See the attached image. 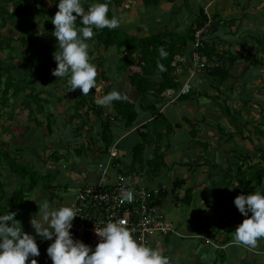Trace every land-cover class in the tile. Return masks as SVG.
<instances>
[{
  "label": "crops",
  "instance_id": "obj_1",
  "mask_svg": "<svg viewBox=\"0 0 264 264\" xmlns=\"http://www.w3.org/2000/svg\"><path fill=\"white\" fill-rule=\"evenodd\" d=\"M9 1L13 7L17 0ZM129 1L132 0H126L124 4H128ZM177 1L165 2L171 5ZM24 3L27 4L25 0ZM1 6L5 7L4 4H0V11L2 10ZM40 7L56 9L51 0H47L43 4L39 1L36 5L31 6L32 9L26 17L9 18L14 8L7 14V18L12 23L8 33L19 30V32L28 34L32 46H23L18 40L17 33L16 36L10 38L6 33L3 34L4 36L0 34L5 42L7 38L11 39L9 45L14 46V49L6 48L4 42L0 46V51L10 50L12 54L15 51H27L20 57L16 56V64L4 63L0 59V67L5 69L3 63L7 64L8 69L13 67L12 72L21 74L15 76V79L22 78L27 70H32L30 73L34 80L33 84L36 83L33 94L43 97L42 102L44 103H41V110L34 109L32 96L29 97L30 90L14 95L10 91L9 104L0 106V213L9 211L10 202L16 190L21 186L29 187V184L24 180L28 175L23 178L15 174L12 165L25 167L31 170L35 176L46 177L47 180L43 179L40 188L35 186L37 183L33 185L34 181L32 182L31 188H36L35 196L31 197L28 202L26 195L24 196L23 204L16 210L15 218L21 221L25 231L36 235L40 247V255L36 257L39 264H53L47 253L49 244L40 243L41 237L35 232L30 221L34 215L37 217L40 215L37 202L43 198H48L55 207L73 204L74 197L80 189L98 182L102 166L108 158L102 148L103 142L100 133L102 121L105 116L114 117L115 111L112 108V103L101 105L96 103L97 98L115 89L119 90L122 96H127L135 102L137 119L132 127L126 128L120 118L111 119L113 138L111 145L118 144V161L122 169L126 171L129 170L132 162L133 148L141 143L142 134L146 132L144 126L152 122V114L139 101V95L129 83L127 73L118 69L119 54L114 47L108 50L102 47L109 54H106L105 60L102 58L100 61L98 76H100L101 85L96 86V89L95 87L90 89L87 95H84L79 87L70 90L71 84L68 76L61 78L54 76L52 70L58 64L54 58V53L59 51V47L55 46H58V38H52L54 46L49 45L50 34L46 31L53 30L54 26L45 27L43 18L38 14ZM125 8L134 10L132 7L129 8V5ZM200 8H204L209 21H212L213 18H222L235 22L233 26H222L216 32L205 35L203 38L205 43L214 46L219 53L222 51L244 53L249 58V60H237L230 70V75L233 72L236 74L240 70V64L246 63L251 66L252 58L258 59L260 65L257 67L259 70L263 69L264 41L260 40L264 38V0H189L187 3L183 1L179 7L181 12L167 23L168 26L164 25L165 23L159 16L160 20H157V24L146 28L144 33L141 29V34L157 33L164 27L183 33L187 28L185 31H181L179 28L181 23L188 17L189 26ZM5 18L6 16L0 17V29L6 26ZM158 21L160 22L158 23ZM37 28H45V30L41 32V29L37 34ZM136 29H140V27ZM3 38L0 40L3 41ZM255 39L259 41H255ZM42 52L45 55L43 58L40 55ZM191 55L192 52H185L176 59L178 63L171 75L179 84L177 88L164 91L158 98L149 95L152 100L151 104L162 115V118L157 122L155 131H153V125L150 126L151 135L144 145L142 159L144 164V162L152 160L155 155H159L162 163L154 171L149 170L145 164L137 174L130 175L140 178L143 185L146 184L145 186L148 188L157 190L158 194L165 191L166 195L159 205L162 211V206L168 202V198L171 199V204L177 205L179 200L176 196L182 198L186 191L190 190L191 192L189 194L191 196L190 203L185 205L186 209H183V214L177 218V223L172 224L175 232L168 235H153L149 244L161 248L170 257V264H264V237L258 239L255 248L235 242L234 231L246 217L240 213L234 203V198L236 195L244 193V188L236 191V186H232L233 183L227 184L228 178L231 176V173H228L227 165L229 161H233L229 155V148H225L229 142L228 139L223 142L219 136L216 138L212 131L220 132L222 129L223 133L227 135L233 132L234 128L231 123L233 118L225 116L223 110L226 111L229 108L231 114H240V108L234 109V104L230 103L235 98L234 85L230 84V79L221 84L212 82L205 72H197L189 80L190 91L184 94L179 93L189 79ZM9 57L12 58L13 55ZM106 59L109 61L107 62ZM214 60L215 58L208 62L212 64ZM248 70L246 72L250 71ZM158 73L159 71L153 76L155 80H159ZM254 74L250 76H254ZM237 75H241L242 79L244 71ZM45 78L49 82L45 81ZM238 79L240 76L235 79V82H238ZM79 94L92 101L98 107H96L97 109H101L102 114L97 117L96 110L89 112L87 106H80L76 109L75 104L80 98ZM19 96L22 97V102L18 100ZM13 97L17 98V105L15 101L11 102ZM6 107L14 109L4 112ZM19 111L24 113L27 111L28 121L31 122L24 124V131L11 133L14 132L15 126L7 124V121L13 124L19 118ZM6 114H10L9 117ZM242 120L241 118L234 125L237 127L235 132H239L240 127L242 128L237 125ZM193 128L197 129L195 137H192ZM166 129H169L168 134H166ZM138 131L142 132L140 136ZM127 138L131 140V150L125 153L127 150L119 147V144ZM193 140L197 142L196 145L193 144ZM204 145L207 146V150H204ZM157 167L158 165L155 168ZM181 173H183L182 176H179ZM169 176L173 180L171 188L168 189L164 184V178ZM225 177L227 180H224ZM177 180H183V184L173 193V183ZM34 192L33 190L31 195H34ZM196 215H202L199 222L194 219ZM31 258L30 256L28 260L30 261Z\"/></svg>",
  "mask_w": 264,
  "mask_h": 264
},
{
  "label": "clouds",
  "instance_id": "obj_2",
  "mask_svg": "<svg viewBox=\"0 0 264 264\" xmlns=\"http://www.w3.org/2000/svg\"><path fill=\"white\" fill-rule=\"evenodd\" d=\"M109 7L107 0H94L87 8L84 0H59V10L52 17L53 35L59 44V51L54 53L58 64L52 72L60 78L68 76L70 90L79 87L87 95L90 89H96L99 73L92 62L89 38L95 35L94 28H116L121 23L119 17L108 16ZM78 16L83 26L77 25ZM159 53L161 57L169 55L164 45ZM158 67L166 70L160 61ZM121 98V92L114 89L97 98L96 103L110 105ZM37 203L40 215H34L30 222L42 239L52 240L47 253L53 264H170V257L161 248L134 236V229L123 219H109L104 226H96L100 240L93 248L75 238L71 231L79 214L74 205L55 207L46 197ZM234 203L246 217L234 231L235 242L255 248L258 239L264 237V191L256 188L248 194L242 192L234 198ZM15 217L14 211L0 213V264H39L36 235L25 231Z\"/></svg>",
  "mask_w": 264,
  "mask_h": 264
},
{
  "label": "trees",
  "instance_id": "obj_3",
  "mask_svg": "<svg viewBox=\"0 0 264 264\" xmlns=\"http://www.w3.org/2000/svg\"><path fill=\"white\" fill-rule=\"evenodd\" d=\"M125 0H107L109 3V12L108 16L112 17L113 15L117 16L121 12V7ZM161 1L172 2L174 0H142V4L145 6H158ZM186 3L188 0H184ZM52 4L56 7V9H45L40 7L38 10V14L43 18L45 22L46 28H51L53 26L52 17H54L55 13L59 10L58 3L59 0H51ZM94 0H84L85 8L88 7L90 3H93ZM14 10L9 15V18L17 17H26L29 15V11L32 9L31 6L25 4L23 0H17L14 2ZM17 4H21L22 7L20 10L17 9ZM81 17L78 16L77 25L83 26ZM209 21L207 15L205 14L204 8H200L197 12L194 21L189 24L187 30L183 33H178L173 30H170L168 27H164V29L160 32L143 35L141 34V29H137L138 34H130L125 31L119 30L116 28H94L95 35L89 38V42H95L99 46L103 47L105 50L115 48L119 54L118 57V69L124 70L128 75L129 83L134 87L136 92L139 95V101L143 103L148 110L151 111L152 114V122L151 124H146L144 127L146 132L142 134L141 143L137 144L133 148V157L131 165L129 166V170H123L126 175H134L137 174L143 168V165L147 164L149 170L154 171L158 169L161 162V156L155 155L152 160L146 161L143 164L142 152L146 141L149 140L151 135L150 126L153 125V131L156 129V124L162 118V115L156 111V108L151 104V99L149 95H152L154 98H158L162 95V93L168 89H175L178 87V83L175 82V78L171 75V73L175 69V65H177L176 59L181 57L185 52H197L201 56L207 58V64L209 67L205 70V74L209 77L212 82L221 84L223 81L230 78V70L234 66V63L237 60H249L248 57L244 53H232L230 51H222L218 52L214 46L201 41V43L197 47H193L195 43V32L204 27V25ZM208 31L205 35L216 32L222 26H233V20H224L222 18H213L212 21H209ZM19 31V30H18ZM21 35L18 37V40L22 43L23 46H32V42L29 38L26 37L24 32H20ZM140 34V35H139ZM8 44H6V48H13L14 46H10L9 43L11 39L7 38ZM255 41H259L255 39ZM264 41V38L262 40ZM161 45H164L169 55L167 57H161L159 53V48ZM193 47V49H192ZM92 56V54L90 53ZM192 56V55H191ZM214 63L210 64L208 61H212L214 59ZM191 59V58H190ZM158 61L162 62L165 65L166 70H161L158 67ZM251 66H258L259 60L256 58H252L250 61ZM8 71L9 75L2 81V71L3 68L0 67V89L2 93L7 94L12 91V95L18 94L21 91L30 90L31 94L29 97L35 102L39 100V97L35 92V89L30 87L32 83L29 81L30 74H24L22 78L14 79L11 75L12 69L5 68ZM159 71V80H155L153 76ZM80 98L75 104V108L78 109L80 106H87V110L95 111V115L99 117L102 114L101 109H97L92 101L88 100L86 97L79 94ZM112 108L115 111L114 117L105 116L102 121V130H101V139L103 142L102 148L106 152L108 147L111 145L112 138V126L111 119L120 118L126 128H130L134 125L137 119V113L135 111V102L128 98L127 96H122L121 99L114 100L112 102ZM97 107V108H96ZM41 110V107H38ZM87 111V112H88ZM225 116H231L233 122H236L237 115L231 114L229 108L223 110ZM89 114V113H88ZM86 116H88L86 114ZM242 128L240 127L239 133L243 135L242 129H245L247 124L243 121L240 122ZM197 132L196 128L192 129V137H195ZM220 132L223 133L221 129ZM251 134L259 133L264 138V129L254 128L253 133L249 130ZM169 133V129H166V134ZM229 139L233 134H228ZM244 136V135H243ZM245 137V136H244ZM192 141V140H191ZM197 142L193 140V144L196 145ZM203 145V144H201ZM204 150H207V146H203ZM249 153L245 152V154H235L237 161H229L227 165L228 173H231L229 176L228 185L235 181L236 191H240L243 187L250 188L252 191H255L256 188L264 191V148H260L257 150L255 155H258L259 161L248 163L250 161ZM252 161V160H251ZM159 162V163H158ZM158 165L157 168H155ZM12 169L15 174L25 177L27 175H35L31 170L26 169L25 167L12 165ZM227 175V174H226ZM183 184V180H177L173 183L172 192L178 189ZM24 187L21 186L19 190H16L13 199L11 200V206L9 211L16 210L23 204V196L22 189ZM26 188V187H25ZM29 188V187H28ZM191 192L186 191V194L182 198H177L181 203L187 205L190 203L191 196L189 195ZM165 191L159 192V194L155 197V201L158 205H160L161 200L165 197Z\"/></svg>",
  "mask_w": 264,
  "mask_h": 264
},
{
  "label": "rangeland",
  "instance_id": "obj_4",
  "mask_svg": "<svg viewBox=\"0 0 264 264\" xmlns=\"http://www.w3.org/2000/svg\"><path fill=\"white\" fill-rule=\"evenodd\" d=\"M39 1H41L42 4H43V2L44 3L47 2V0H25V2L31 6L36 5V3ZM183 1L184 0H178L176 3L171 4V5L166 4L165 1H161V3L158 6H145L142 4V0H132V1H129L128 4H124V3H126V0H125L123 3V6L121 7L120 14L117 15V17H119L121 19V23L119 24L118 28H119V30L128 32L130 34H138L136 28L140 27V29H142V32L143 31L145 32L146 28L148 29V27L149 28L153 27L155 24H157V20H160V19L162 22L165 23L164 25H167V23H169L172 20V18H174V17L176 18L178 16V14L181 12V10H179V7H181V5L183 4ZM23 2H24V0H23ZM0 4H4V6L6 7L5 8V7L1 6L2 10L0 11L1 12L0 17L4 18V16H6V18H5L6 26H5V28L0 29V34L3 35L6 33V34H8L7 36L9 38L16 36V33L20 36L21 33L19 31L18 32L14 31L13 33H8V29L11 26L10 24H12V23H10V19L7 18V14H8V11L13 10L15 4L12 7L9 0H0ZM127 5H129V8L132 7L134 10L126 9L125 7H127ZM21 7H22L21 4H17L18 10H20ZM4 11L6 14L4 13ZM138 11H140V12H138ZM159 16H160V19H159ZM159 22L160 21H158V23ZM53 26H54L52 28L53 30L50 29V30L46 31L50 34L49 35L50 36L49 37L50 38V40H49L50 46H52V45L54 46V44H55L53 42L54 40H52V38L56 37L55 35H53V31L55 28L54 23H53ZM187 26H188V17L186 20H184V22L181 23L179 28L181 31H185L186 28H188ZM41 29L42 28L38 29L37 34H39V30H41ZM44 30H45V28H43L41 30V32H43ZM2 35L0 36V39L3 38L4 35L3 36ZM25 35L27 38H29L28 34H25ZM55 40H57V38H55ZM4 42H5L4 38H3V41L0 40V46H2L4 44ZM5 44H8V41H6ZM55 46L59 47V44H58V46L57 45H55ZM89 51L92 54V56H91L92 62L97 65L98 73H99L100 72L99 68H100V64H101L100 61L102 58H103V60H105L106 54L108 55L109 53L107 51H105L104 49H102L101 46L98 47V44H96L95 42L90 43ZM26 52L27 51L22 50L21 52L15 51L12 54L10 52V50L0 51V59L2 61H4V63L16 64V62H17L16 56L20 57L21 55L25 54ZM37 52H39V51L37 50ZM29 53L34 54L31 52H29ZM10 55H13V57L10 58L9 57ZM40 55H41V58H43L45 56L43 54V52H42V54L40 53ZM262 55H264V52L262 53ZM15 58H16V60H14ZM8 60H10V61H8ZM33 61H35V60H33ZM106 61H107V59H106ZM108 61H109V59H108ZM4 63H3L4 68H7V64H4ZM240 65L241 66H240L239 71L240 72L244 71L243 78L241 79V75H239L240 79H238V82L237 81L235 82V79L239 78V76L237 75V73L238 74L240 73L239 71L236 74L233 72V74H231L230 78H229L230 79L229 81H231L230 84L234 85L233 86L234 87L233 94L235 97L234 99L232 98L233 100H231L230 103L234 104V107H235L234 109L240 108L239 109L240 114L239 113L236 114L238 116V118L236 119V122L238 120H241V118H242L243 119L242 121L245 124H247L246 128L242 131L245 137L243 135H240L239 133L235 132V129L237 127L234 125L236 124V122H233L232 120H231V123H232V127L234 128V129H232V131L234 133L233 132L228 133V134H233L230 137V139H229V135H227V134L222 135L221 134L222 132H218V130H212V131H213V134H215L214 136H216V138H218V136H219V138H221L223 142L228 139L229 143L225 146V148H229L228 149L229 155H230V157H232L233 161H235V162L237 161L236 159H234V157L236 158L235 154L240 155V154H245V152H247V153H249L248 155L250 156V159L252 160V161L251 160L248 161V163H253V162L259 161L258 155L257 154L255 155L257 150L260 148H264V138L259 133H253L254 128L264 129V67H263V69L260 68V70H263V71H260L257 66H249L246 63L240 64ZM27 67L29 68V65ZM35 67L38 68L39 66H35ZM11 68L13 70V67H11ZM25 69H26V67H25ZM247 70L249 72H246ZM30 72H32V70H30V69L27 70V73L30 74V76H31L29 81L32 83V86L31 85H29V86L34 89L36 86V83L33 84L34 80H33ZM2 74H3L2 81H4L5 78L9 75V73L7 70L4 69V71H2ZM18 74L21 75L19 72H16V73L11 72V75H12V77H14V79H15V76H18ZM251 74H254V76L253 75L250 76ZM54 76L57 77V75H54ZM99 79H100V76L97 77V82H98L97 86L101 85ZM45 81L49 82L46 78H45ZM244 82H246V83H244ZM237 86H238V88H237ZM2 90H4V88L0 89V106L1 105L5 106V105H8L10 102V99H11L10 98V92L5 94V93H2ZM42 98L43 97H39V100L37 102L36 101L34 102V109H36L38 107L42 108V105H41V103H43ZM13 99H15V100H13ZM211 99H214V98H211ZM18 100L21 102L23 101L22 97H20ZM18 100H17V98L13 97L11 102L15 101V103L17 105ZM140 105H141V103H140ZM12 106H14V105H12ZM12 109H14V108L6 107L4 112L10 111V110L13 111ZM19 112H20V115H18L19 118H17L15 120L16 123L12 121L13 124L12 123L10 124L9 121H7V124L15 126V128L13 129L14 132H11V133H20V132L24 131V129H25L24 124L26 125L27 122H29V123L31 122V121H28L29 115H28L27 111H26V113H24L23 111H19ZM6 115H7V117H9L8 115H10V114H6ZM18 124H21L22 126L18 125ZM237 125L238 126L241 125L240 121L237 123ZM223 127H226V126L223 125ZM249 130H251V132L253 134H251L249 132ZM140 133H142V132H139V136H140ZM201 133H202V131H201ZM130 145H131V140L127 138V139H124L122 142H120L119 147H123L125 150H127L125 153H128V152H130L128 150H131ZM200 148H201V146L199 147V149ZM0 151H1V146H0ZM224 165H225V163H224ZM225 168H226V165H225ZM182 174L183 173H181L179 176H182ZM142 176L145 178V175H143V173H142ZM43 179L47 180L46 177H41V175L35 176L32 174L28 175L27 178L24 179L27 182V184H29V188L22 189L23 201H24L25 195H26V201L27 202L30 200L31 197L35 196L36 188H34V189L31 188L32 182L34 181L33 185L37 183L35 186L40 188V186L43 183ZM164 180H165L164 184H165L166 188H168V189L171 188L173 178L169 176V177L164 178ZM224 180H227V178L225 177ZM236 184L237 183L235 181H233L232 186H236ZM144 185H146V184H144ZM243 188H244L245 194L254 192L250 188H246V187H243ZM33 190L35 191L34 195L33 194L31 195ZM170 198H172V197H170ZM170 202H171V199L168 198V202L166 204H163L162 209H163V212H164L165 216L167 217V219H169L172 222V224L174 225L177 223V218L181 217V215L183 214V211H184L183 209H186V207H185V204L181 203L180 201H179V203H177V205H175L174 203L171 204ZM201 218H202V215H196L194 217V219H196L197 222H199Z\"/></svg>",
  "mask_w": 264,
  "mask_h": 264
},
{
  "label": "built area",
  "instance_id": "obj_5",
  "mask_svg": "<svg viewBox=\"0 0 264 264\" xmlns=\"http://www.w3.org/2000/svg\"><path fill=\"white\" fill-rule=\"evenodd\" d=\"M209 23L208 21L204 27L195 32L194 47L203 41ZM208 67L205 57L192 52L189 79L179 93H188L191 89L189 80L197 72H205ZM117 145L115 143L106 150L108 158L102 166L98 182L80 189L72 204L79 210V214L73 220L71 231L75 238L82 239L93 248L100 240L95 227L104 226L109 219L127 221L128 226L134 229V236L143 238L148 244L153 235H168L175 232L171 221L155 201L158 191L143 185L140 178L124 173L118 161ZM51 242V239L40 240L43 245Z\"/></svg>",
  "mask_w": 264,
  "mask_h": 264
}]
</instances>
